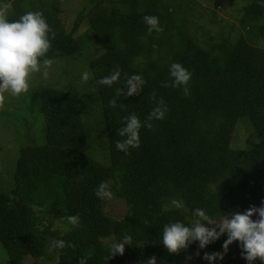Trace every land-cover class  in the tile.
Returning a JSON list of instances; mask_svg holds the SVG:
<instances>
[{"label": "trees", "instance_id": "1", "mask_svg": "<svg viewBox=\"0 0 264 264\" xmlns=\"http://www.w3.org/2000/svg\"><path fill=\"white\" fill-rule=\"evenodd\" d=\"M0 3L9 6L10 20L26 11L43 13L55 33L47 58L53 60L51 66L60 67L63 85H36L21 95L26 108L38 113L40 137L20 145L13 168L5 165L1 171L9 179L6 190L0 183V246L7 264H19L25 257L50 262L53 253V264H77L83 257L86 264H146L153 255L157 264H209L203 256L223 251L222 236L204 249L193 242L172 255L161 242L162 229L176 221L189 226L197 208L215 218L227 210L243 213L264 201L260 0H247L234 14L232 39L213 37L195 23L201 8L194 0H81L69 27L60 18L64 9L59 0ZM145 15L158 17L163 32L149 34ZM81 35L94 54H81ZM172 63L191 72L188 95L183 86H161L171 83ZM117 66L118 82L111 87L97 84ZM86 71L93 75L84 82ZM133 74L146 81L143 90L117 97L116 90L127 91L125 80ZM113 98L126 108L110 107ZM161 100L167 108L164 118L152 120L151 129L141 127L140 146L129 154L117 150L124 118L134 112L143 124ZM240 120L248 123L256 142L232 149V132ZM101 182L117 187L115 195L127 207L121 219L102 211L104 200L95 195ZM172 199L184 207H165ZM70 215H78L77 226L67 224ZM55 220L66 223L68 230L59 235L51 231ZM124 234L132 237V245H125L122 256L107 259L110 246ZM56 240L75 247H50ZM212 264L247 261L233 242L224 258Z\"/></svg>", "mask_w": 264, "mask_h": 264}, {"label": "clouds", "instance_id": "2", "mask_svg": "<svg viewBox=\"0 0 264 264\" xmlns=\"http://www.w3.org/2000/svg\"><path fill=\"white\" fill-rule=\"evenodd\" d=\"M260 4L264 7V0H260ZM143 21L148 26L149 34L153 31L163 32L158 17L145 15ZM54 38L55 33L51 31L41 11H26L18 19L10 20L9 6L0 3V108L4 107L5 94L19 97L28 92L30 77L32 74L41 71V62L45 69L43 75L47 78V69L53 63L52 59L47 58V54L51 50V40ZM169 74L171 83L165 82L161 86L174 88L183 86L184 94L188 95L187 86L191 79V72L180 63H172ZM92 75L91 72L86 71L82 74V80L87 82L92 78ZM120 75L121 72L117 66L111 75L97 80V84L111 87L119 81ZM145 83L146 81L141 75L133 74L125 80L124 88L127 91L118 88L116 96L138 95L143 90ZM154 98L155 93H152L150 99ZM109 106L126 108L123 104L118 105L116 98L109 101ZM166 111L167 108L161 100L157 107L151 110L143 124L134 112L126 116L123 120L124 126L118 129V135L123 139L116 142V149L129 154V149L138 148L140 146L139 131L141 127L151 129L153 127L151 121L163 119ZM80 179L83 178L80 177ZM95 195L101 200H110L112 192L109 184L101 182L95 190ZM171 203L178 209L184 207L182 202L178 200H172ZM193 215L196 219L193 220L192 226H186L180 221L163 226L161 242L169 254L178 255L193 242H198V248L204 249L222 235H226L222 252L204 254L203 259L207 260L209 264L217 259L222 260L228 252L229 245L233 242L239 243L241 257L247 261V264H253L256 260L264 264V201H261L260 207L249 206L243 213H220L219 219L209 216L201 208L195 209ZM254 215L257 217L255 220L252 219ZM67 224L77 226L79 224L78 215L68 216ZM125 245H132V237L128 234H124L119 242L110 246L107 259L114 258L116 255L122 256ZM50 247L63 249L64 247L73 248L75 245L70 242L66 245L63 240H56L51 243ZM195 255L199 256V251ZM191 258V256L186 257L188 260ZM77 264H86L85 258L79 259ZM146 264H157L156 257L154 255L149 257Z\"/></svg>", "mask_w": 264, "mask_h": 264}, {"label": "rangeland", "instance_id": "3", "mask_svg": "<svg viewBox=\"0 0 264 264\" xmlns=\"http://www.w3.org/2000/svg\"><path fill=\"white\" fill-rule=\"evenodd\" d=\"M201 8L200 20L196 19L195 23L201 24L203 29L210 32L213 37L223 38L227 37L232 39L236 35L235 29L237 28L236 21L238 10L245 4L247 0H194ZM60 6L64 9V13L60 16L65 27H69L74 19L75 10L80 8L81 0H59ZM212 11L214 15L208 12ZM233 24V26L231 25ZM232 26V27H231ZM82 28L78 31L81 33ZM78 41L81 45V54L88 56V54H94L95 48L92 47L90 42L86 40L84 35L78 37ZM258 46L264 48V42L259 41ZM83 60V59H82ZM75 63V62H74ZM44 67L41 62V71L34 73L30 77V87L33 88L36 85H49L56 88H62L61 84V69L57 66H50L47 69L48 76L44 77ZM79 79V78H78ZM76 82V80H75ZM6 95V100L3 108H0V183L5 185L4 190L8 188L9 179L5 173L2 174V169H5V165L12 164L17 157V150L20 145H27L31 142H37L40 137L39 118L36 110H29L26 108V100L19 97H12L9 94ZM9 112V113H7ZM3 115H6L4 117ZM21 116V118H20ZM30 128V130H29ZM29 130V131H28ZM256 142V137L252 133L250 126L245 120H240L236 123L232 132L230 147L232 149H247ZM11 168V169H12ZM110 189L112 192V198L105 199L102 205V211L105 215L113 220H119L126 212V205L124 201L115 195V185ZM177 200V199H172ZM172 200L166 201L165 207H174ZM235 210H227L225 213H234ZM220 215L215 217L219 219ZM257 217H252L255 220ZM190 221L189 226H192ZM208 226V225H206ZM68 230L66 223L55 220L51 226V231L62 234ZM225 240L226 235H222ZM233 247V243L229 245L228 251ZM46 253L52 254V248L46 247ZM56 261V254H52V260L50 262H44L40 259H33L31 257H25L19 264H53ZM0 264H7L6 255L4 250L0 246ZM253 264H261L258 260Z\"/></svg>", "mask_w": 264, "mask_h": 264}, {"label": "flooded vegetation", "instance_id": "4", "mask_svg": "<svg viewBox=\"0 0 264 264\" xmlns=\"http://www.w3.org/2000/svg\"><path fill=\"white\" fill-rule=\"evenodd\" d=\"M256 261H258V260H256ZM256 261H254L253 263H255Z\"/></svg>", "mask_w": 264, "mask_h": 264}]
</instances>
